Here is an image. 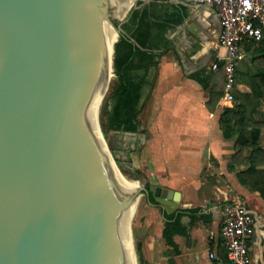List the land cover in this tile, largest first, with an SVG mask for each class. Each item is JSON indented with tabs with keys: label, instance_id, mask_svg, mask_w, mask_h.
Returning a JSON list of instances; mask_svg holds the SVG:
<instances>
[{
	"label": "water",
	"instance_id": "95a60500",
	"mask_svg": "<svg viewBox=\"0 0 264 264\" xmlns=\"http://www.w3.org/2000/svg\"><path fill=\"white\" fill-rule=\"evenodd\" d=\"M129 1L0 0V264H130L126 209L149 191L125 186L118 164L134 171L146 134L110 130L107 147L94 116ZM201 11L177 35H211ZM154 196L179 208L178 192Z\"/></svg>",
	"mask_w": 264,
	"mask_h": 264
},
{
	"label": "crops",
	"instance_id": "0c3cea01",
	"mask_svg": "<svg viewBox=\"0 0 264 264\" xmlns=\"http://www.w3.org/2000/svg\"><path fill=\"white\" fill-rule=\"evenodd\" d=\"M142 1L152 3L151 9L156 14L169 15L171 23L166 33L167 47L157 51L162 53L157 58L158 64L147 72L148 84L144 87L137 117L138 131L146 134V140L130 154L136 170L145 176L154 201L157 187L180 194L179 208L170 214L154 203L161 207L163 219L158 226L164 244V263H161L228 264L221 226L226 207L241 203L256 218L249 240L253 264H264V198L242 184L238 177L249 164L232 162L235 145L244 144L248 139L257 143L264 140V129L250 126L245 133L239 132L227 139L220 128V118L223 107H232L234 102L225 105L219 100L213 111L206 104L210 90L223 94L225 82L222 71L210 69L221 28L216 11L211 5L213 12L205 8L206 4L191 0ZM200 9V22L208 27L211 35L204 30L202 43L189 33L177 35V26L185 16ZM179 17L182 21L175 22ZM250 62L247 52L238 71H248ZM198 78L206 80L207 89ZM237 86V92H250L243 83ZM247 105L253 119H264L263 104L256 108ZM260 169L264 170V166ZM165 214L172 216L171 221L179 219L183 227L182 233L174 235L176 253L162 238Z\"/></svg>",
	"mask_w": 264,
	"mask_h": 264
},
{
	"label": "trees",
	"instance_id": "16d2710c",
	"mask_svg": "<svg viewBox=\"0 0 264 264\" xmlns=\"http://www.w3.org/2000/svg\"><path fill=\"white\" fill-rule=\"evenodd\" d=\"M152 3L138 1L121 27L127 34H120L114 44L112 55V73L115 79L111 86L109 96L105 99L101 116V126L110 130H124L135 132L139 130L137 121L141 108L144 87L148 84L146 79L150 68L157 66V58L168 44L166 33L170 28V16L156 14L151 9ZM182 18V17H181ZM180 17L175 22L182 21ZM180 21V22H181ZM117 25V24H116ZM245 50L249 53L250 69L246 72L237 70L236 84H245L250 92L234 94V105L223 107L220 118V128L225 138L230 139L236 133H245L252 126L264 129V119L255 120L249 115V106L253 108L264 105V35L261 40H249L245 43ZM143 73V74H142ZM199 79V78H198ZM202 86L207 89L206 80L199 79ZM222 92L209 91L207 107L210 111L215 109ZM232 162L239 165L249 164L248 169L238 174L242 184L259 192L264 198V140L255 142L247 140L244 144L235 145ZM232 169V167H230ZM151 203H155L149 194ZM171 215L165 214L166 222L162 230L165 243L178 251L174 235L183 232L179 219L171 221Z\"/></svg>",
	"mask_w": 264,
	"mask_h": 264
},
{
	"label": "built area",
	"instance_id": "2783aa9c",
	"mask_svg": "<svg viewBox=\"0 0 264 264\" xmlns=\"http://www.w3.org/2000/svg\"><path fill=\"white\" fill-rule=\"evenodd\" d=\"M214 7L220 21V32L210 64L214 72L222 71L225 82L221 104L234 102L237 70L247 56L245 43L259 41L264 35V0H191ZM256 224L255 216L244 204L236 203L225 209L221 240L228 264H253L249 240ZM214 257V254H210Z\"/></svg>",
	"mask_w": 264,
	"mask_h": 264
},
{
	"label": "rangeland",
	"instance_id": "374dc122",
	"mask_svg": "<svg viewBox=\"0 0 264 264\" xmlns=\"http://www.w3.org/2000/svg\"><path fill=\"white\" fill-rule=\"evenodd\" d=\"M136 2L137 0L134 1L130 9L127 10V12L122 18H115L114 21L115 24H117V26L120 25V23L124 19H126L127 16H129L131 9L133 8ZM114 79L115 76L112 75L106 87V90L104 91V97L99 111V116L101 117H102L101 112L104 101L110 94L111 86ZM235 93L237 94L236 91ZM100 127L106 146L109 147L110 141H108V132H106V130L102 128L101 124ZM118 167L121 175L125 177L127 180L135 181V182L137 181L139 187L148 188L145 176L140 171L136 170L135 166H134V171H131L125 167L122 168L119 166V164ZM160 208L161 207H158L157 205L151 204L150 199L147 195L142 194L139 196L137 201L136 211L133 215L134 218H132V223H131V238H132L131 240H132L134 256L137 264L164 263V259H162L163 257L162 254L164 252V244L161 241L158 233V226L163 221ZM157 252L159 253L158 258H157Z\"/></svg>",
	"mask_w": 264,
	"mask_h": 264
},
{
	"label": "bare ground",
	"instance_id": "6f19581e",
	"mask_svg": "<svg viewBox=\"0 0 264 264\" xmlns=\"http://www.w3.org/2000/svg\"><path fill=\"white\" fill-rule=\"evenodd\" d=\"M133 0H130L128 2V4L126 5V7L123 9V11L116 17V18H122L125 13L127 12V10L129 9V7L132 5ZM110 43H109V49H108V54H107V58H106V62H105V66H104V75H105V83H104V91L106 90V87L112 77V55H113V45L116 42V40L118 39V35L116 30L113 28V26L110 24ZM101 101H102V95L98 96L96 98L95 101V112H94V116H95V120H96V124H97V128L103 143V138L101 135V132L99 130V125H98V121H97V116L99 114L100 111V106H101ZM115 168V166H114ZM116 172L118 173L117 169L115 168ZM119 177L121 178V180L123 181V183L125 184V186H127L129 189H137L139 188V185L137 184V181H130L127 180L125 177L121 176L118 173ZM138 201V200H137ZM137 201H135L130 207H128V209H126V225H127V245H128V255H129V261L130 264H137L136 263V259L134 256V251H133V245H132V238H131V223H132V218L135 211H136V207H137Z\"/></svg>",
	"mask_w": 264,
	"mask_h": 264
},
{
	"label": "flooded vegetation",
	"instance_id": "af4514ba",
	"mask_svg": "<svg viewBox=\"0 0 264 264\" xmlns=\"http://www.w3.org/2000/svg\"><path fill=\"white\" fill-rule=\"evenodd\" d=\"M113 148H115V147H113V143L111 142V149L113 150Z\"/></svg>",
	"mask_w": 264,
	"mask_h": 264
}]
</instances>
